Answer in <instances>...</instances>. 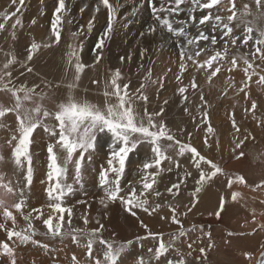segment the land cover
<instances>
[{
    "label": "rangeland",
    "instance_id": "rangeland-1",
    "mask_svg": "<svg viewBox=\"0 0 264 264\" xmlns=\"http://www.w3.org/2000/svg\"><path fill=\"white\" fill-rule=\"evenodd\" d=\"M109 3L115 9L111 31H107L108 9L100 4V0H65V10L60 14L61 23L58 25L60 40L57 43L52 35V21L58 0H24L22 6L19 0L16 4L12 0H0V23H5V28L0 31V68L12 56L16 58V63L9 69L12 73V84L9 86L19 88L24 85L31 88L39 85L36 92L47 93L46 98L41 101L39 96H34L32 101L25 102V107L32 108L42 103L49 111H54L56 104L65 101L69 95L67 84L73 81L75 69L68 64V53L75 51L79 61L86 65L80 74L78 86L71 93L76 100H86L103 108V93L106 89L112 91L109 81L115 70L119 69L121 77L118 83L121 88L127 84L130 94H138L137 89H140L141 84L144 85L140 91L148 99L146 102L136 101V111L142 114L146 107L149 113H153L162 107L163 114L155 119L164 122L181 144L196 148L201 155L217 164L222 172L198 185L200 171L194 166L190 152L179 155L178 145L169 148L168 145L173 142L161 140V147L168 159L161 160L156 166L151 146L141 143L126 160L125 170L119 178V198L109 201L106 199V190L113 185H101L100 173L108 168L107 161L113 144L110 134L99 133L95 150H90L91 158L89 153H85L79 180L76 178L74 164L71 163L65 174L66 177L70 173L71 178H62V182L72 188L71 193H68L72 197L64 196L61 201L63 207L72 209L70 226L67 213L64 214L62 233H67L70 228L89 233L103 225L98 237L102 236L113 243L114 247L124 245L125 250L118 264H138L141 257L145 264H166L164 257L159 261L154 257V250L161 239L170 245L166 254L168 259L183 257L186 264H257L264 252V83L258 82L259 76L264 75V61H252L255 74L248 80L241 57L248 54L251 60V53L255 49L252 41L247 46L238 41L236 47H229L228 58L221 64L220 73L211 81L208 79L211 70L197 71L190 61H186L188 67L182 73L180 52L186 40L178 39L158 26L147 0H109ZM236 3L238 15L243 10V4L248 3L253 15L246 19L264 27V19H258L254 0H236ZM18 7L20 10L17 12ZM220 7V14L226 17L229 14L225 10L226 5ZM5 13L16 15L4 21ZM202 14L199 10L194 13L197 20ZM17 19L21 24L13 29L12 25ZM170 19L175 22L185 21L188 15L185 10ZM89 22L92 24L91 29ZM192 23L188 20L186 31L189 36L198 34V28L193 27ZM153 26H156L154 33L150 31ZM176 26L178 24L174 23ZM198 27L204 29L203 25ZM240 34V30L234 32V35ZM101 40L102 48H97ZM33 42L41 47L33 59L28 61L27 50ZM205 43L202 41L201 45ZM45 44L51 46L44 47ZM195 50L194 47L188 49ZM215 50H221V45L215 46ZM98 53L101 59L96 62ZM211 54H214V50L210 47L208 55ZM234 55L237 57V66L229 71L230 60ZM207 58L205 54L199 57L201 61ZM28 67L33 71L28 72ZM193 77L197 84L195 89L191 87ZM45 82L52 87H45ZM180 87L187 89L183 94L187 100L179 93ZM110 102L115 103V98ZM253 102L256 104L255 109H252ZM14 103L11 93L0 91V104L10 107ZM4 123L8 127L0 128V157L3 158L0 159V177L6 184L11 182L12 192L16 195L15 203L23 201V214L28 215L36 208L44 212V217L34 219L32 224L39 235L34 239L47 244L48 248L29 243L28 249L21 245V251L34 252L36 257L44 260V264H58V260H67L66 264H73V255L79 264H92L86 251L87 235L82 234L79 242L73 243L67 235L61 238L44 234L47 228L42 221L54 212L48 207L49 202L54 201H50L47 193L49 187L45 184L39 185L37 190L30 188L35 178L44 179L42 175H35L37 166L48 175L47 146L54 144L55 138L50 137L42 127L35 130L30 146L35 163L32 164L34 168L29 185L26 180L27 165L18 167L13 161L15 142H6L12 135L8 129L14 130L16 127L15 114L9 113ZM45 123L51 128L56 122L49 118ZM209 126L213 129L212 133L207 131ZM241 141L243 143L237 148V143ZM240 152L244 155L237 158ZM59 156L61 161L58 162H62L64 153L60 152ZM145 163H153L154 166L144 169ZM201 167L205 172L211 171L208 165L202 163ZM153 174L155 183L151 189L145 190L144 179L147 177L148 182H151ZM241 176L245 183L238 182L237 177ZM108 178L109 181L115 180L112 173H109ZM229 180L232 181L231 187ZM173 185H179L178 192ZM197 187L200 188L199 192H195ZM170 188L171 192L168 191ZM133 191L135 197L131 195ZM234 192L240 194L236 200L232 199ZM120 198L133 199L134 203L146 199L149 208H155L156 205H160V208L152 214L139 208L133 209L136 212L133 216ZM221 198L224 200V208L217 217ZM102 200L107 207L101 203ZM172 209H175L179 224L172 222ZM23 214L19 216L22 223H26ZM57 215L54 212V217ZM84 216H87V224L84 223ZM20 229L16 226L17 231H23ZM149 231L157 235L150 236ZM0 232L2 244L4 241L15 250L20 249L16 238L8 240L3 238L7 237L6 231ZM128 241L132 243L129 245ZM102 247L98 242L94 244V256L98 254L102 258V252H99ZM150 248L153 249L151 253L148 251ZM200 249L205 251L202 253ZM245 253L251 254V258L246 257Z\"/></svg>",
    "mask_w": 264,
    "mask_h": 264
},
{
    "label": "snow or ice",
    "instance_id": "snow-or-ice-1",
    "mask_svg": "<svg viewBox=\"0 0 264 264\" xmlns=\"http://www.w3.org/2000/svg\"><path fill=\"white\" fill-rule=\"evenodd\" d=\"M149 6L151 7L152 14L158 21V26L165 30L172 36L179 38H184L186 44L181 46V63L180 70L183 73L187 70L188 65L186 61H190L191 64L197 69V71L209 72L208 79L217 76L221 71V64L228 58L229 47H236L238 41L241 45L247 46L249 41H252V47L254 51L251 53V60L248 54H245L241 59L245 65L244 71L248 78L251 80L252 75L255 74L253 68V62L255 59L264 61V27H260L258 24L254 25L253 21L246 19L248 16H252V7L248 3L243 4V10L240 11L238 15L236 0H147ZM13 4L17 3V0H12ZM24 0H19V4L22 6ZM106 9H108L109 19L107 31L112 29V20L114 16L115 9L113 5L109 3V0H100ZM225 4V10L229 13L226 17L221 15L220 5ZM185 6V7H182ZM254 5L256 12L258 14V19H264V0H254ZM215 8V11L213 9ZM17 8V12L19 11ZM65 10V0H58V6L55 9V18L52 21V35L55 37V42L60 40V30L58 25L61 23L60 14ZM99 11V8L96 9ZM188 15V20L192 21V26L198 28V34L195 36H189L186 31L188 25V20L175 22L170 17L174 14L179 15L180 12L185 11ZM199 10L203 13L197 20L194 13ZM16 13H5L3 16L4 21H7ZM238 21V22H236ZM35 21H33L34 23ZM235 22V23H234ZM174 23L178 26L174 27ZM21 21L17 19L12 25L15 29L17 25H20ZM203 25L204 29H199L198 26ZM92 24L89 22V29H91ZM5 28V23H0V31ZM236 30H240V35H234ZM151 32L156 31V26L150 28ZM218 33V34H217ZM255 33V36L253 35ZM75 35V34H74ZM15 34L13 32V39ZM206 42L201 45V42ZM221 45V50H215V46ZM103 40L97 44V48H102ZM44 47H50L51 44H45ZM41 47L40 44L33 42L28 51L27 60L31 61L33 55ZM71 47V46H70ZM194 47L195 51H188L189 48ZM214 50V54L208 55L209 48ZM202 54L208 56L207 59L201 61L199 57ZM68 64L70 67H74L75 76L72 82L67 84L69 89V95L65 101L56 104L54 111H49L43 106L42 103H37L35 107L26 108L25 102H30L33 100L34 96H39V99L43 101L47 93L40 92L37 93L36 89L39 85H33L31 88L27 86H20L16 88L15 86L10 87L12 84V73L9 70L10 66L16 63L15 56H12L7 62H5L0 68V91H5L11 93L15 99L13 106L6 107L0 104V128H7L8 126L4 123L5 118L9 113L15 114L16 127L15 129L9 128L8 130L12 132L10 139L6 142L8 144H13V161L18 167H23L24 162H27V182L31 183L32 179V155L30 153V146L33 143V134L38 127H42L45 132L49 134L50 137L55 138L54 144H49L47 146L48 153V179L49 181H55L52 186L48 189V196L50 198L48 207L54 212L58 213L56 217L48 215L47 218L43 219V224L46 226L47 231L45 235H51L52 237L60 236L63 238L64 235L70 237L73 243H78L80 236L87 235L88 240L86 244V251L92 264H118L121 254L124 252V245L119 247H114L113 243L108 242L103 239L102 236H97V234L103 228L100 225L99 228L92 229L89 233H83L82 229H72L67 233H62V229L65 224V213H67V223L71 225L72 209L63 207L61 201L67 192H71L72 188L70 185L62 183V178L65 177L67 172V166L71 163L74 164L75 174L77 180L80 178L82 162L85 159V153H89V159L91 158L90 150H95V142L97 140V135L99 133L110 134L112 139L113 148L110 153V157L107 161L108 168L104 169L100 173V183L101 185L112 184L111 188L106 190V199L109 201H115L119 198V178L125 170L126 160L131 152H133L137 146L141 143H148L151 146V151L154 154V164L158 166L161 160L168 159L164 154V150L161 147V140L172 141L168 145L169 148L175 145L179 146V155H183L185 152H190L194 160V166L200 171L199 180L197 184H203L207 180H211L218 173L222 172V169L215 164L212 160L207 159L201 155L196 148L191 145L181 144L179 140H176L175 136L171 134L170 129L162 121H157L155 118L163 114L164 109L161 107L158 112L149 113L145 107L143 113L136 111L134 104L138 100L147 101V96L143 95L140 89L144 88L141 84L140 89H137L136 95L130 94L128 91L129 86L127 84L121 85L118 80L121 77L119 69H116L112 78L109 81V87L112 91L107 89L104 91L103 95L105 97V106L101 108L100 106L90 103L88 101H78L71 94L78 85L77 82L80 79V74L83 72L86 65L79 61L77 53L75 51H70L68 53ZM73 59L75 63L73 65ZM101 59V54L98 53L96 56V62ZM123 60V58H121ZM231 67L228 69L231 71L237 66V57L234 55L230 60ZM259 67V65H256ZM250 70H252L250 72ZM28 72H32L33 69L28 67ZM151 74V69H149V76ZM179 80L180 77L178 76ZM260 83H264V75L259 76ZM97 83V81H93ZM45 87H52L45 82ZM193 89L197 87L195 83V77H193V83L191 85ZM247 87V84H245ZM243 90V89H241ZM187 91L185 87L179 88V93L182 95L184 100L187 97L183 94ZM21 93L23 95H21ZM115 98V103H111V99ZM201 100L203 96L201 95ZM165 104L167 101L164 102ZM256 108L255 102L252 104V109ZM187 111V109H185ZM206 115V114H205ZM52 119L56 123L49 128L45 121L47 119ZM235 127V121H233ZM209 133L213 132V129L209 126L207 128ZM237 131L239 129L237 128ZM247 139V138H246ZM207 144V139L205 140ZM243 141L237 143L236 147L239 148ZM63 152L64 156L61 161L59 153ZM243 152L238 154V157H242ZM78 158L74 159V157ZM0 159H3L0 157ZM205 164L210 166L211 171L205 172L201 165ZM153 163H145L143 165L144 169L152 168ZM109 173L115 176L114 181H109ZM190 175V173L188 174ZM238 182L245 183L244 178L237 177ZM155 183L154 174L151 182H148V178L145 177L143 187L145 190L151 189L152 185ZM232 181L229 180V187H231ZM173 188L179 191V185H173ZM0 189L11 193L13 191L10 186V182L0 183ZM172 191V188L168 190ZM200 188L197 187L195 192H199ZM135 197V192L131 194ZM143 195V193H141ZM159 195V193H157ZM239 193H233L232 199L236 200ZM121 202L125 205L126 210L129 211L133 216L136 212L133 209H142L148 214L156 212L160 208V205H156L155 208H149L148 201L146 199L138 200L135 203L133 199H123L120 198ZM104 204V201H101ZM23 201L16 202L11 208H14L17 213L23 214ZM107 207V204H104ZM11 208L2 200H0V216L3 218V223H0V230H5L7 233V239L12 240L16 238L19 245H27L29 243L39 245L42 248L47 249V244H42L40 241L34 239L38 234L33 227L32 221L34 219H41L44 217V212L41 208H36L32 210V213L24 216V220L27 221V230L17 231V218L14 215ZM224 200L221 198L220 210L216 212V216L219 217L220 211H223ZM173 215L171 217L172 222L179 224L180 221L175 215V209H172ZM55 219V224H54ZM84 223H88L87 216H84ZM165 219V217H161ZM7 222H11V227L7 226ZM99 223V221H97ZM144 227H147L146 225ZM148 235L155 236L157 234L151 233L149 231ZM231 235V233H229ZM99 243L103 246L99 252H102V258L97 254H93V246L95 243ZM132 241H128L127 244H131ZM170 245H166L161 239L158 247L154 250V257L157 261L161 257L165 258L166 264H186V260L181 257L177 260L168 259L167 253ZM3 250V256L7 259V264H17L15 249L9 245V243L4 242L0 245ZM191 248V245H189ZM150 253L153 249L148 250ZM203 253L205 250L200 249ZM246 257L251 258V254L245 253ZM73 264H79L77 257L72 256ZM138 264H145L144 258L141 257L138 260ZM150 264V262H149ZM257 264H264V252L261 253L260 259Z\"/></svg>",
    "mask_w": 264,
    "mask_h": 264
},
{
    "label": "bare ground",
    "instance_id": "bare-ground-1",
    "mask_svg": "<svg viewBox=\"0 0 264 264\" xmlns=\"http://www.w3.org/2000/svg\"><path fill=\"white\" fill-rule=\"evenodd\" d=\"M38 160V159H37ZM34 162V161H33ZM35 163V162H34ZM43 163V162H42ZM48 163V162H47ZM37 164V163H36ZM6 165V164H5ZM24 165H27V162L25 161L24 162ZM7 166V165H6ZM1 167V166H0ZM34 168V167H33ZM36 168V167H35ZM46 169V168H45ZM1 170V169H0ZM47 170H49V169H47ZM3 171V170H2ZM34 173H35V175H42V176H44V179H39L38 177H37V179L35 180L34 179V183L32 184V185H30V188H31V190H37V187L39 186V185H42V184H45V186H47V187H50V186H52L53 184H54V182H52V181H49V179H48V175H46L45 173H44V171L43 170H41L40 171V169H39V166H37V169H36V171H34ZM48 174V173H47ZM1 175V174H0ZM71 174L70 173H68V175L63 179V180H65V179H69V178H71ZM34 178V177H33ZM21 180V179H20ZM62 180V181H63ZM72 180V179H71ZM0 183H5L6 184V182H5V180L4 179H2V177H0ZM9 183V182H8ZM11 183V182H10ZM63 184H64V182H62ZM18 190V189H17ZM48 193V192H47ZM68 193H71V192H67L66 191V194H65V196L68 198V197H72V194H68ZM0 200H2L3 202H5L10 208H11V206L12 205H14L15 204V200H16V195H15V192H11V193H8V192H6V191H4L3 189H0ZM70 201H71V199H69ZM11 210L13 211V213H14V215H16V218H17V225L16 226H18L19 228H21L20 230H27V221H26V223H22V219H21V217L19 216V214H21V213H17L16 211H15V209L14 208H11ZM99 212V211H98ZM47 213V212H46ZM51 213V212H50ZM101 213V212H100ZM48 214V213H47ZM24 216L25 215H27V214H23ZM98 215H99V213H98ZM178 215V214H177ZM52 216L54 217V212L52 213ZM39 220V219H38ZM0 221H1V223H3L4 221H3V218H2V216H0ZM24 221V220H23ZM38 222V221H37ZM56 221H55V219H54V223H55ZM7 226L8 227H11V222H7ZM35 228V227H34ZM38 228H39V226H38ZM132 228V227H131ZM41 229H43L42 227H41ZM39 230H40V228H39ZM1 233V232H0ZM7 234V233H6ZM5 234V235H6ZM36 236H39L38 234L36 235ZM1 238V237H0ZM3 238H7L6 236H3ZM35 238V237H34ZM1 240V239H0ZM3 243H4V241H2ZM17 244H18V242H17ZM0 245H2V243H1V241H0ZM19 247H20V249H16L15 250V254H16V259H17V264H29V261L31 262V264H32V262L33 263H36V264H39V263H43L44 264V260L42 259L41 260V258L39 259L38 257H36L35 256V253L34 252H30L29 253V251L28 250H26L25 252H23V251H21V249H23V248H26V249H28L27 248V245H23L22 247L23 248H21V245H19ZM56 256H59V254L58 253H56ZM40 261V262H39ZM67 261V260H66ZM66 261H60V260H58V264H66ZM0 264H7V259L3 256V250H1L0 251Z\"/></svg>",
    "mask_w": 264,
    "mask_h": 264
},
{
    "label": "crops",
    "instance_id": "crops-1",
    "mask_svg": "<svg viewBox=\"0 0 264 264\" xmlns=\"http://www.w3.org/2000/svg\"><path fill=\"white\" fill-rule=\"evenodd\" d=\"M0 8H1V6H0ZM2 15V14H1Z\"/></svg>",
    "mask_w": 264,
    "mask_h": 264
}]
</instances>
